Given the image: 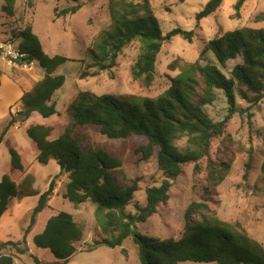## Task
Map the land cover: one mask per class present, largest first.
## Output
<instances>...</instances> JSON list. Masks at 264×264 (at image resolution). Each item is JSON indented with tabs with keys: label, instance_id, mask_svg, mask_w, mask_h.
<instances>
[{
	"label": "trees",
	"instance_id": "1",
	"mask_svg": "<svg viewBox=\"0 0 264 264\" xmlns=\"http://www.w3.org/2000/svg\"><path fill=\"white\" fill-rule=\"evenodd\" d=\"M78 1V0H74ZM111 26L99 33L94 45L86 52L90 64L81 78L99 76L117 66L124 49L137 41L140 54L132 67V76L144 87L150 88L156 80L157 62L163 45L174 37L193 42L194 31L175 28L164 33L150 0H107ZM184 3L187 0H178ZM248 0H237L234 17ZM17 0H5L2 9L14 16ZM224 0H209L195 15L197 24L214 14ZM77 7L66 13H76ZM15 34V33H14ZM15 39L26 60L38 61L45 76L32 87H23L21 109L10 112L4 136L18 123H25L32 114L49 119L58 114L55 94L65 85L66 77L56 74L70 60L67 57L48 56L42 49L39 37L27 26ZM212 53L215 62L206 55ZM241 61L228 70L229 62ZM204 62V64H203ZM179 73L171 78L168 88L157 98L139 99L132 95H97L81 91L68 107L69 124L64 132L53 138V128L45 124H32L26 134L37 150V162L48 165L55 161L59 167L48 190L39 193L31 189L33 178L25 175L18 186L11 175L0 181V219L10 209L14 199L38 197L30 225L21 242L0 243V264H15L16 256L28 255L26 237L37 223V218L49 206L56 181L65 176L67 183L63 197L73 205L90 203L96 207V216L106 235L95 240L85 251L93 252L101 246L122 247L132 238L139 247L141 264H264V246L240 222H227L206 202H192L187 208L186 228L181 237L164 239L141 234L137 225L145 223L167 204L173 184L182 175L183 168L194 165V173L207 172L208 181L219 186L225 171L211 156L212 144L227 136L228 121L242 113L237 99L256 108L264 100V29L240 27L221 32L206 43L205 49L193 63L176 65ZM221 92L229 106L228 116L215 122L206 107L218 99ZM248 109V108H247ZM96 127L99 133L111 140L137 138L144 143L135 150L140 162L156 159L163 180L159 186L146 189V205L134 200L139 181L129 178L124 162L105 149L98 147L87 133ZM185 141V146L180 145ZM11 171L23 172L25 167L17 150L11 149ZM205 160L206 166L203 167ZM253 155L249 151L244 180L252 170ZM264 174V161L262 164ZM133 204L134 211H129ZM198 216V220L193 217ZM84 231L67 212L51 216L42 232L33 237V244L49 250L56 259L53 264H68L78 253L77 243L83 241ZM24 245V248H22ZM36 264L38 258L32 256Z\"/></svg>",
	"mask_w": 264,
	"mask_h": 264
},
{
	"label": "rangeland",
	"instance_id": "2",
	"mask_svg": "<svg viewBox=\"0 0 264 264\" xmlns=\"http://www.w3.org/2000/svg\"><path fill=\"white\" fill-rule=\"evenodd\" d=\"M150 1L165 34L175 28H182L194 31L195 35L192 43L177 36L163 45L157 62L156 80L150 88H146L132 76V67L141 51V44L137 41L124 49L112 71L103 72L96 77L81 78L86 65L90 64L87 50L94 45L99 33L111 26L107 0H17L14 16H9L3 11L5 0H0V40H6L19 48L20 39H15L14 35L27 26H32L45 54L51 57L60 55L70 60L56 72L66 77L65 85L54 96L58 114L44 119L34 113L25 123H18L9 129L4 136L0 143V181L5 174H9L20 186L25 175L30 174L33 178L31 189L39 193L48 190L51 181L59 174V167L55 161L48 165L37 162L38 153L28 138L26 129L32 124H45L53 128V138L60 136L70 121L68 107L79 92L87 90L97 95L157 98L167 90L171 78L179 73V70L169 67L174 62L176 65L195 62L204 51L206 43L215 39L221 32L240 27L264 29V0H248L239 19L234 17V4L237 0H224L214 14L199 24L195 15L209 0H187L184 3L178 0ZM75 7L78 8L76 13H66ZM206 57L215 62L212 53H207ZM240 61H230L228 70ZM4 62L1 55L0 135L10 120L9 113L21 109V86L30 88L45 76V70L38 61L31 70L9 66ZM217 94L218 99L206 109L215 122H220L228 116L229 106L224 95L221 92ZM237 102L243 110L242 113L228 121L227 136L215 140L212 144L211 156L225 171L226 176L222 183L215 187L208 181L206 171L195 174L194 165H186L182 175L173 184L168 203L161 206L158 213L148 221L137 225L141 234L160 239L181 237L186 228L187 208L196 201L208 203L224 221L240 222L249 235L264 246V100L259 106L251 109L239 98ZM86 131L98 147L123 160L124 170L129 178L139 181L135 202L141 206L146 205V189L159 186L163 176L155 158L140 162V156L136 154L135 149L144 141L137 138L111 140L102 136L96 127ZM179 143L185 146V141ZM12 148L17 150L21 157L25 167L23 172L11 171ZM250 150L253 165L248 178L244 180ZM205 166L204 160L203 167ZM66 183L65 176L56 181L48 208L39 215L36 225L26 237V246L33 253L16 256L18 258L15 259V264H36L32 256L38 258L39 264L55 263L56 259L49 250L37 248L33 244V237L40 233L51 216L62 211L71 214L84 231L83 241L76 244L78 253L68 264H141L139 247L132 238L125 240L122 247L101 246L93 252L85 251L95 240H101L106 235L102 232L99 224L102 221L99 218L98 222L94 205L87 203L76 207L64 199ZM37 203L38 197L34 196L12 201L10 209L0 219V243L23 241ZM129 211H134L133 204ZM193 218L199 219L198 216Z\"/></svg>",
	"mask_w": 264,
	"mask_h": 264
},
{
	"label": "built area",
	"instance_id": "3",
	"mask_svg": "<svg viewBox=\"0 0 264 264\" xmlns=\"http://www.w3.org/2000/svg\"><path fill=\"white\" fill-rule=\"evenodd\" d=\"M0 20V27H1ZM3 56L5 63L9 66L21 67L25 70H31L35 66V60H26L27 55L22 53L19 48L15 47L12 43H7L6 40H0V56Z\"/></svg>",
	"mask_w": 264,
	"mask_h": 264
},
{
	"label": "crops",
	"instance_id": "4",
	"mask_svg": "<svg viewBox=\"0 0 264 264\" xmlns=\"http://www.w3.org/2000/svg\"><path fill=\"white\" fill-rule=\"evenodd\" d=\"M5 63V62H4ZM7 65V64H6ZM45 228V226L43 227V229ZM43 229L40 231V232H42L43 231ZM30 234V233H29ZM29 252L30 253H33V251L29 248ZM18 257H16L15 259H17ZM15 263H16V261H15ZM23 263H24V261H23ZM24 264H26V263H24Z\"/></svg>",
	"mask_w": 264,
	"mask_h": 264
}]
</instances>
